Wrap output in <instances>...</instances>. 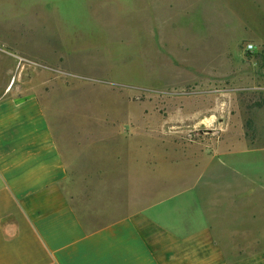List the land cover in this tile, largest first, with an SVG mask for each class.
Wrapping results in <instances>:
<instances>
[{
    "label": "rangeland",
    "instance_id": "374dc122",
    "mask_svg": "<svg viewBox=\"0 0 264 264\" xmlns=\"http://www.w3.org/2000/svg\"><path fill=\"white\" fill-rule=\"evenodd\" d=\"M170 1L0 0V96L40 99L87 225L159 205L183 234L228 222L259 242L231 253L264 252L263 0L246 32Z\"/></svg>",
    "mask_w": 264,
    "mask_h": 264
},
{
    "label": "crops",
    "instance_id": "0c3cea01",
    "mask_svg": "<svg viewBox=\"0 0 264 264\" xmlns=\"http://www.w3.org/2000/svg\"><path fill=\"white\" fill-rule=\"evenodd\" d=\"M245 4L173 0L164 7L176 20L203 9L209 24L218 23L214 31L227 29L224 23L233 17L236 25L228 30L246 32ZM261 16L253 21V34L263 43ZM69 184L40 99L15 97L6 89L0 96V264H264L262 250L230 252L259 242L235 235L228 222L220 226L205 218L183 234L179 218L168 220L159 205L134 202L128 213L89 226Z\"/></svg>",
    "mask_w": 264,
    "mask_h": 264
},
{
    "label": "built area",
    "instance_id": "2783aa9c",
    "mask_svg": "<svg viewBox=\"0 0 264 264\" xmlns=\"http://www.w3.org/2000/svg\"><path fill=\"white\" fill-rule=\"evenodd\" d=\"M246 49H247L248 51H253V50L255 49V46H254L253 44H248V45L246 46Z\"/></svg>",
    "mask_w": 264,
    "mask_h": 264
}]
</instances>
